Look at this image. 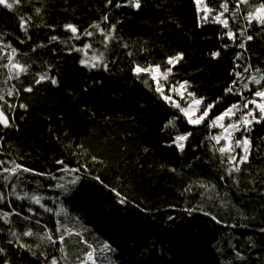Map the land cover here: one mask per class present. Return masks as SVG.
I'll use <instances>...</instances> for the list:
<instances>
[{
    "label": "trees",
    "instance_id": "1",
    "mask_svg": "<svg viewBox=\"0 0 264 264\" xmlns=\"http://www.w3.org/2000/svg\"><path fill=\"white\" fill-rule=\"evenodd\" d=\"M224 2L0 6V111L9 121L0 124V264H80L89 253L96 264H264V121L240 120L245 101L264 89L249 80L264 74V25L246 19L264 0H228V28L213 22ZM9 56L27 69L18 77L5 67ZM184 82L203 100L197 116L207 104L211 119L241 105L228 120L241 125L232 151L211 139L221 123L189 124L164 99ZM188 133L181 151L175 137ZM244 137L241 162L235 141ZM13 162L21 167L5 173Z\"/></svg>",
    "mask_w": 264,
    "mask_h": 264
},
{
    "label": "snow or ice",
    "instance_id": "2",
    "mask_svg": "<svg viewBox=\"0 0 264 264\" xmlns=\"http://www.w3.org/2000/svg\"><path fill=\"white\" fill-rule=\"evenodd\" d=\"M109 2L111 3V0H109ZM196 2L199 4L200 0H196ZM246 2H247V0H239V3H246ZM19 3H20V0H13V2H11V3L9 2V0H0V5L4 6L7 9H10V10L13 9L15 7V5H18ZM116 6L120 7L121 5L117 4ZM133 6L136 7V8H139L140 7L139 0H134ZM220 8L222 9V11H219L218 13H215V20L213 22H218V23L222 24L225 28H228L229 21H228V18L225 17V13L229 12L228 0H225V2L220 5ZM201 11L203 12V15H204L205 18H207L209 15L213 14V10L207 8L206 5L204 6V8ZM37 12L39 13V9H37ZM246 19L249 21V23H251L253 20H255V21L259 22L260 24L264 25V3H261L259 7L255 8L252 12H249L247 14V16H246ZM22 20H23V18H22ZM26 23H27L26 20H24L21 23V28L25 32H27V28L25 27ZM93 27L99 28V25L96 24ZM65 28L67 30H69L71 33H73L75 38H77V39L80 38L79 35H77L78 29H77L76 26L68 24V25H65ZM85 35L91 36L92 33L91 32H85ZM227 35L231 39H236V34L233 33L231 30H229L227 32ZM240 35H244L243 31H241ZM52 39L55 40V39H57V37H52ZM247 39L251 40L252 37L251 36H247ZM84 47L88 48V47H90V45H85ZM240 47L243 48L244 44L241 43ZM15 51H16L15 49H12L13 54L15 53ZM212 55L214 57L219 56V52L218 51L214 52V53H212ZM180 59H182V54H178L175 57L169 58L168 64L174 65ZM81 63H87V61H83L82 60ZM91 66L95 67L96 65L92 64ZM5 67H7L9 69L10 75L14 74L17 77L19 76L20 73H22V72L27 70L23 65H20V64L14 62V60H13V58L11 56L8 57V65H5ZM135 71L137 73H139L141 71H146V70L145 69H141L139 66H137ZM244 71L247 72L248 68H245ZM256 71L259 72V69H257ZM168 72H171L170 68L168 69ZM167 74H168L167 72L163 74L164 75V79H167ZM235 75L240 76L241 74L240 73H235ZM46 78H47L46 74L40 76V80L41 81L46 79ZM249 80H250L251 83H254L256 85H261V87L264 88V84H262V81H264V74L260 75L259 77H257L256 75H252V76L249 77ZM37 82H39V81H37ZM51 83L55 84L56 80L52 79ZM236 83H237L236 81H233V85H235ZM179 87L182 88V89H186L187 82H184L183 84L179 85ZM243 87L245 89H247V88H249V84L245 83L243 85ZM26 90L27 91H31V89H26ZM172 90L176 91V89H172ZM157 91H160L161 95H163V91H162V89L160 87L157 88ZM226 91L227 92H232L233 88L230 87V88L226 89ZM8 95L9 96L12 95V92L9 91ZM178 95H180L182 97L183 93H178ZM187 95L192 98L191 102L188 104L187 107H181L179 103H176L175 101H172L169 96H164V99L166 101H169V102L173 103V105L181 113H183L184 117L187 118L189 124L197 125V124L203 123L206 119H210L211 125L212 126H217L218 122L223 121L226 117L230 118L232 115L235 114L236 111H240L241 110V105L233 104L225 112H223L222 114L216 116L214 119H211L209 117V113L211 112V109L214 107V105L213 104H207L204 107V111L201 112L197 116L195 113L198 110V107L201 104H203V100L202 99H196L194 97V94H192V93H187ZM253 95L256 98H259V101L257 99L246 100L245 103L242 106L244 109H247V112L240 117V120H241V122H242V124L244 126L250 125L254 121L257 122V123H259L261 121H264V90H257V91L254 92ZM2 99H3V96H0V100H2ZM249 104L254 105V107L249 109V107H248ZM257 110L259 112V118L258 119H257V115H256ZM0 124H2L5 127L9 126L8 118L4 114L3 111H0ZM169 124L172 125L173 122L169 121ZM219 126L221 128H223L224 133H227V135H214V136H212L211 139L216 141L217 144L220 143L221 139H224L227 142L229 140V137L231 136V132L229 130L230 129L231 130H238L241 125L236 124V123H229L227 126H225L223 124H219ZM190 135H191V133H188L186 135H178V136L175 137L174 143H176L177 147L181 151H183V148H184V143L183 142L186 141L188 139V136H190ZM249 143H250V141H248L246 138L243 139V140L235 141L236 146L242 147L243 151H244V155L240 157V161L241 162L246 161L247 158H248L247 153H248V145H249ZM219 151L221 153L232 151L231 144L230 143H226L224 146L219 148ZM230 160H235V157H230ZM58 163L63 164L64 162L63 161H58ZM3 164H4V161H0V165H3ZM20 167H21L20 165L15 164L13 162V166L11 168L4 167L3 171L5 173L15 174L17 169H19ZM23 170L24 171H29V169H26V168L23 169ZM236 170L238 171L239 169L237 168ZM33 199L35 200V203H37V204L40 203V199L39 198L34 197ZM121 203H124L123 199L121 200ZM48 211H51V209H48ZM262 231H264V230H262ZM24 235H26V236L27 235H32V233L31 232H25ZM49 238L51 239V237H49ZM59 239H60L61 242H63L64 237L61 236ZM105 247H107V245H105ZM3 251L4 250L2 248H0V253H2ZM88 255H89V259H91L92 258V254L89 253ZM51 264H58V261L56 259H52Z\"/></svg>",
    "mask_w": 264,
    "mask_h": 264
},
{
    "label": "rangeland",
    "instance_id": "3",
    "mask_svg": "<svg viewBox=\"0 0 264 264\" xmlns=\"http://www.w3.org/2000/svg\"><path fill=\"white\" fill-rule=\"evenodd\" d=\"M262 90H264V89H262ZM175 93V92H174ZM178 93H183V96L181 97L180 95H177ZM188 93V92H187ZM179 98H183L184 100H185V104L182 106V107H187L188 106V104L191 102V97H189L187 94H186V90L185 89H182L181 88V91H179V90H177L176 91V94H175V96H173L172 97V99H173V101H175L176 103L178 102V99ZM197 99V98H196ZM250 99H257L258 101H259V98H256V97H254V95H253V97L252 98H250ZM250 99H248V100H250ZM249 109H251V108H253L254 107V105H251V104H249ZM198 109H199V107H198ZM244 110H246L245 112H244V114L247 112V109H244ZM198 111V110H197ZM196 111V112H197ZM258 111V110H257ZM196 114V113H195ZM243 114V115H244ZM231 118V117H230ZM229 117H226L223 121H220L219 123H221V124H223V125H225V126H227L229 123H236V124H238L236 121H231V122H228V120L230 119ZM246 127H248V125L246 126ZM231 133L234 131V130H229ZM222 135H227V133H224V130L222 131ZM246 137H244L243 139H245ZM247 139V138H246ZM223 141H224V145L226 144V143H230V137H229V140L226 142L224 139H223ZM242 150H243V148H242ZM248 150H249V145H248ZM80 264H96V262L94 261V259L93 258H91V259H87L85 262H82V263H80ZM106 264H115L114 262L113 263H110V262H107L106 261Z\"/></svg>",
    "mask_w": 264,
    "mask_h": 264
},
{
    "label": "water",
    "instance_id": "4",
    "mask_svg": "<svg viewBox=\"0 0 264 264\" xmlns=\"http://www.w3.org/2000/svg\"><path fill=\"white\" fill-rule=\"evenodd\" d=\"M0 6H2V5H0Z\"/></svg>",
    "mask_w": 264,
    "mask_h": 264
}]
</instances>
